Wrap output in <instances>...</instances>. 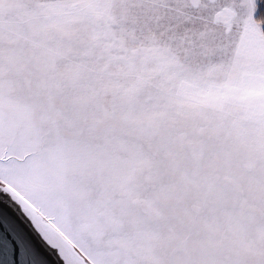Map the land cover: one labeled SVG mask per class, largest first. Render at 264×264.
<instances>
[{
    "label": "snow or ice",
    "instance_id": "1",
    "mask_svg": "<svg viewBox=\"0 0 264 264\" xmlns=\"http://www.w3.org/2000/svg\"><path fill=\"white\" fill-rule=\"evenodd\" d=\"M0 264H264V0H0Z\"/></svg>",
    "mask_w": 264,
    "mask_h": 264
}]
</instances>
